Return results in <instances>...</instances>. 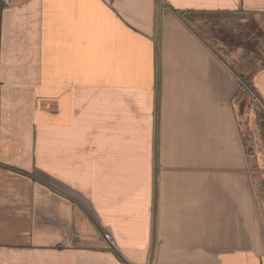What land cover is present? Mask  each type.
<instances>
[{
    "label": "crops",
    "instance_id": "obj_1",
    "mask_svg": "<svg viewBox=\"0 0 264 264\" xmlns=\"http://www.w3.org/2000/svg\"><path fill=\"white\" fill-rule=\"evenodd\" d=\"M255 21L264 0H0V264H264L235 111Z\"/></svg>",
    "mask_w": 264,
    "mask_h": 264
},
{
    "label": "rangeland",
    "instance_id": "obj_2",
    "mask_svg": "<svg viewBox=\"0 0 264 264\" xmlns=\"http://www.w3.org/2000/svg\"><path fill=\"white\" fill-rule=\"evenodd\" d=\"M255 23L258 29L256 35L257 53L255 55H251L250 53V58L248 59L250 62L252 61V65L254 66L253 69L255 70V74H253L252 77H256L259 72L264 71V30L256 21ZM232 27L233 26H229L226 31H233L231 29ZM231 36L232 35H230V37ZM224 49L228 52L232 50L231 46ZM233 50L237 51V48H233ZM217 54L223 58L229 66H234L233 63L242 64V56L247 57L246 53ZM249 69L247 68V70ZM260 75H263L264 81V74L262 73ZM248 86H250V89L242 87L237 91L235 97V111L245 148L246 150H250L252 156L250 160L255 164L257 185L261 196H263L262 200L264 201V82L261 84V89H258V86H253V84Z\"/></svg>",
    "mask_w": 264,
    "mask_h": 264
},
{
    "label": "trees",
    "instance_id": "obj_3",
    "mask_svg": "<svg viewBox=\"0 0 264 264\" xmlns=\"http://www.w3.org/2000/svg\"><path fill=\"white\" fill-rule=\"evenodd\" d=\"M247 89H250V87H248Z\"/></svg>",
    "mask_w": 264,
    "mask_h": 264
}]
</instances>
